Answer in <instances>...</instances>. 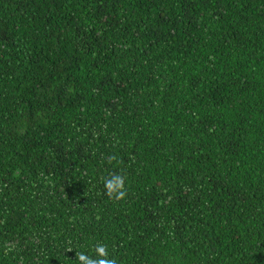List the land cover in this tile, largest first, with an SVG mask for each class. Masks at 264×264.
Segmentation results:
<instances>
[{
	"label": "trees",
	"instance_id": "16d2710c",
	"mask_svg": "<svg viewBox=\"0 0 264 264\" xmlns=\"http://www.w3.org/2000/svg\"><path fill=\"white\" fill-rule=\"evenodd\" d=\"M97 243L264 264V0H0V264Z\"/></svg>",
	"mask_w": 264,
	"mask_h": 264
},
{
	"label": "clouds",
	"instance_id": "9594fccd",
	"mask_svg": "<svg viewBox=\"0 0 264 264\" xmlns=\"http://www.w3.org/2000/svg\"><path fill=\"white\" fill-rule=\"evenodd\" d=\"M117 160L115 155H111L107 158L109 164H112ZM104 185L105 195L113 201L119 202L124 201L128 196L126 187L127 177L119 171L110 173L107 177H101ZM8 252L14 250V246H6ZM66 251L71 252V247L67 248ZM95 255H89L85 252H76L78 264H119V261L110 256L108 246L106 244L97 243L93 246Z\"/></svg>",
	"mask_w": 264,
	"mask_h": 264
}]
</instances>
